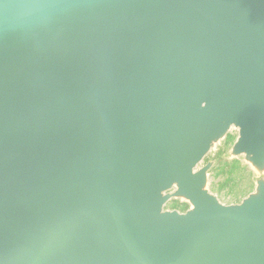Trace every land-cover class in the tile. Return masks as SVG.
I'll list each match as a JSON object with an SVG mask.
<instances>
[{"label": "water", "instance_id": "1", "mask_svg": "<svg viewBox=\"0 0 264 264\" xmlns=\"http://www.w3.org/2000/svg\"><path fill=\"white\" fill-rule=\"evenodd\" d=\"M0 264H264V0H0Z\"/></svg>", "mask_w": 264, "mask_h": 264}, {"label": "rangeland", "instance_id": "2", "mask_svg": "<svg viewBox=\"0 0 264 264\" xmlns=\"http://www.w3.org/2000/svg\"><path fill=\"white\" fill-rule=\"evenodd\" d=\"M235 139V134L228 135L226 140L205 161L214 160L217 162L211 173L210 189L226 204L240 202L254 190V175L249 166L242 160L230 161L227 159V154ZM187 207V204L179 201H172L167 205L168 209L182 211Z\"/></svg>", "mask_w": 264, "mask_h": 264}, {"label": "flooded vegetation", "instance_id": "3", "mask_svg": "<svg viewBox=\"0 0 264 264\" xmlns=\"http://www.w3.org/2000/svg\"><path fill=\"white\" fill-rule=\"evenodd\" d=\"M182 211V210H181ZM185 211V210H184Z\"/></svg>", "mask_w": 264, "mask_h": 264}]
</instances>
